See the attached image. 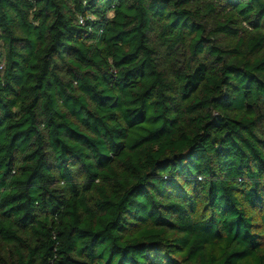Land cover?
<instances>
[{
	"label": "trees",
	"instance_id": "1",
	"mask_svg": "<svg viewBox=\"0 0 264 264\" xmlns=\"http://www.w3.org/2000/svg\"><path fill=\"white\" fill-rule=\"evenodd\" d=\"M0 264H264V0H0Z\"/></svg>",
	"mask_w": 264,
	"mask_h": 264
},
{
	"label": "built area",
	"instance_id": "2",
	"mask_svg": "<svg viewBox=\"0 0 264 264\" xmlns=\"http://www.w3.org/2000/svg\"><path fill=\"white\" fill-rule=\"evenodd\" d=\"M80 22H83V19L82 18L80 19Z\"/></svg>",
	"mask_w": 264,
	"mask_h": 264
}]
</instances>
